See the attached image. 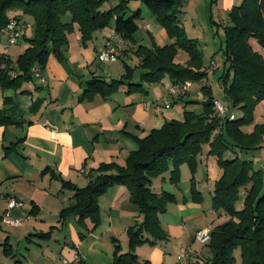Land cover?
Wrapping results in <instances>:
<instances>
[{
	"label": "trees",
	"instance_id": "obj_1",
	"mask_svg": "<svg viewBox=\"0 0 264 264\" xmlns=\"http://www.w3.org/2000/svg\"><path fill=\"white\" fill-rule=\"evenodd\" d=\"M110 1L0 0V31H5L12 20L21 21L24 15H30L34 22V38L18 58L17 68L11 59L0 56V86L20 88L23 83L31 82L36 89L40 88L42 85L34 79L32 68L37 66L44 71L52 55L64 61L70 46L68 35L75 31V27L85 47L96 32L105 29H113L123 40L135 42L138 21L142 19L141 10L129 15L130 0H118L113 8L104 9ZM141 3L170 35L178 38L179 47L188 55L186 65L176 61L178 45H155L153 48L137 45L134 54L144 70L140 82L132 80L128 74L131 68L125 64L127 74L121 80L93 77L86 83L80 99L94 95L107 99L120 89L127 94L145 92L146 83H160L166 76L171 84L186 80L194 84L207 77L203 52L198 43L186 36L183 28L182 1L141 0ZM15 12L20 14L13 16ZM229 16L223 49L226 69L222 77L223 87L230 103L234 108L238 107L242 115L234 120L229 116L218 117L214 107L216 100L208 86H203L206 97L203 113L185 110L182 121L167 120L162 128L151 130L147 136L138 139V148L128 156L125 166L101 164L89 173V183L84 188L63 182V187L71 189L74 194L73 204L62 211L61 218L75 216L79 225L84 226L87 219L97 225L99 198L109 187L125 186L129 190L143 221L128 231L129 251L120 253V247H117L115 264H135L138 262L134 252L136 247L155 245L157 240L166 238L160 215L176 201V197L168 192L156 193L150 184L169 169L173 183H178L179 169L183 165L190 166L194 175L204 145L210 146L208 154L216 157L222 170L212 192L213 208L220 216H227L228 221L212 228L211 239L205 244L211 256L203 258L200 255L196 264H264V171L256 170L253 161L240 159V153L264 148V125L256 126L253 133H246L243 129L253 123L254 109L264 101V57L250 43L251 39H256L264 49V0H243L230 10ZM65 17H70V21L65 22ZM179 101L190 103L184 98L176 103ZM0 123L13 122L0 111ZM8 150L10 148H5L6 153ZM227 153L231 156L227 157ZM243 191L244 208L237 210L235 204ZM191 192L194 199L201 198L193 178ZM235 251L241 255L240 263Z\"/></svg>",
	"mask_w": 264,
	"mask_h": 264
},
{
	"label": "crops",
	"instance_id": "obj_2",
	"mask_svg": "<svg viewBox=\"0 0 264 264\" xmlns=\"http://www.w3.org/2000/svg\"><path fill=\"white\" fill-rule=\"evenodd\" d=\"M116 1L108 2V9L116 6ZM181 1L184 25L189 14L200 11L208 16L209 9L213 12L214 3L231 10L243 0ZM145 8L148 10L140 1L138 9L142 16ZM17 14L20 13H12ZM25 17L21 22L29 25ZM64 20L69 22L70 17ZM152 23L156 25L155 19ZM30 29H24L22 36H28ZM112 30L96 32L92 45L85 47L75 27L74 47L69 46L64 61L49 57L43 71L47 84L38 83L42 85L38 89L31 82L23 83L20 88L0 86V111L13 122L0 123V264H60L76 253L84 264H115L118 246L120 253L129 251L128 231L141 223L143 216L125 186L109 187L99 198L97 225L90 219L85 221V226L79 225L75 216L61 218L62 211L73 204L74 194L63 187L64 181L84 188L89 183V173L101 164L125 166L128 156L138 148V139L159 129L160 122L173 120L166 119L165 112L181 103L175 102L171 109H164L163 99L168 95V88L160 102L146 100L154 95V84L146 94H127L120 89L107 99L100 95L80 99L86 83L93 77L109 81L106 77L113 75L110 65L106 67L97 60ZM122 40L117 37V41ZM1 41L7 44L5 31H0ZM123 41L122 52L126 51L128 57L138 42ZM14 45L0 48V56L12 60ZM25 50L18 53L16 61ZM260 53L264 57V52ZM187 60L188 55L184 62ZM191 92L185 101L193 103ZM5 148L10 150L6 153ZM214 186L209 187V200L203 195L206 187L199 184L196 188L201 198L190 196V186L187 191L177 188L172 193L176 201L160 215L166 238L157 240L155 245L136 247L138 262L135 264H177L182 249L193 252L192 261L196 264L202 255L197 233L216 226L210 218L216 214L212 203ZM7 198L24 203L22 208L10 211L12 217L22 219L23 225L7 226L2 222Z\"/></svg>",
	"mask_w": 264,
	"mask_h": 264
},
{
	"label": "rangeland",
	"instance_id": "obj_3",
	"mask_svg": "<svg viewBox=\"0 0 264 264\" xmlns=\"http://www.w3.org/2000/svg\"><path fill=\"white\" fill-rule=\"evenodd\" d=\"M140 1L141 0L130 1L129 15L132 14V12L138 10ZM234 1L236 2V0ZM116 2H117L116 0H112V3H116ZM109 6L110 4L106 3L103 8L108 9ZM212 10L213 12H210L209 9V12L207 13L208 16L207 15L205 16L200 11L198 12V14L195 13L194 15H190V14L187 15V19L183 25L186 36L189 39L198 43L199 48L202 50L203 67L208 69V75L203 81L193 84V88H192L193 91L190 94V98L194 102L187 104H184L183 102L181 103L178 102L179 104L175 105V107H173L171 110L165 112V115L168 113V115H166L165 117L166 119H176L182 121L184 119L185 110L194 111L198 114L203 113L204 110L203 104L206 100L205 94L202 91L203 86H208V88L210 89V93L212 94L214 99L220 101L225 107H228L229 113H234L238 117L242 115L241 110L238 107L234 108L232 103H230V100L227 98L224 92L223 79H222L226 70L224 68L225 55L223 49L225 47L224 45L225 36H226L225 28L230 23V16H229L230 10L226 9L225 7H222V5L218 6V3H214V5L211 7V11ZM152 15L153 14L150 12V10L149 9L146 10L145 8L142 19L138 21L139 31L134 36V39L136 40V44L138 42L137 44L138 46L143 45L148 48H153L155 45L177 46L178 38L170 35L167 29L159 23L156 17ZM24 16H26L25 22L30 25L31 29L29 31L28 36L25 35L21 36L20 40L17 41L16 45L12 46L11 48V56H12L13 66L15 68H17L16 59L18 53L21 52L22 49L25 50L26 48L25 46H28L30 44V40L34 38V30L32 27L34 23L33 18L30 15H24ZM213 16L215 17L214 19ZM154 19L156 25L152 23ZM105 30L107 31V29ZM68 39L70 45H72L73 48L75 44L74 31H72L68 35ZM5 43L1 41L0 43L1 50L5 49V45H4ZM92 43L90 41L88 44L92 45ZM250 43L251 45H253V49L255 48L254 49L255 51L257 50V52L259 51L264 52V49L258 44L256 39H251ZM177 48H178L177 62L182 63L185 61V59H187V54L179 47V45L177 46ZM135 49L136 48H134V50ZM134 50L130 51L128 57L126 54L121 52L120 58H118L116 62L105 65L106 67L110 65L113 69L112 70L113 75L111 77H106L109 79V81H111L112 79L121 80L123 78V75L127 74L125 64H127L131 68V72L128 74L132 76V80H134V82H140L142 80V75L144 73V70L140 67V60L134 54ZM65 54L67 55V53ZM186 63L187 62H184L182 65H186ZM170 84H171V80L168 76H166L162 82L155 83L154 84L155 86L153 87H152L153 84L146 83L145 84L146 90L143 93L146 94L148 92V89L152 87V93L154 94L153 96L149 95L146 100L160 102L166 89L167 88L169 89L172 86V84L171 85ZM215 113L217 114L216 109H215ZM163 124L164 122L163 123L160 122V127L158 128L159 129L162 128L164 126ZM259 125H264V101L260 102L255 107L253 123L244 127L243 129L246 133H253L255 127ZM209 150H210L209 145L203 146V151L201 155L197 158L199 161V166L196 169L194 175L192 174L193 172L190 166L188 165L181 166L179 170V181L178 183H175L177 184L175 186L171 178V169H169L162 175L157 176L153 179L152 183L150 184L151 189L157 192L159 191L160 193L163 191L173 193L177 188L185 189V191H187L189 186L190 188L192 186V178H193L196 184L201 185V187H206L204 189L203 195L206 199L208 200L211 199V195L209 193L210 191L209 187L214 186L216 181L220 179L222 175V170L220 169L216 157L212 154H208ZM226 156L229 157L231 156V154L227 153ZM240 159L253 161V166L256 170L261 169L264 171V148L256 151L240 153ZM191 193L190 196L192 195ZM244 203H245V193L243 191V193L240 194V197L238 198L235 204L237 210H242L244 208ZM210 218H212L216 222V226L222 225L228 221L227 216H220L218 213H216L213 216L211 215ZM198 246L199 248H201L202 251L201 254L203 255V258H209L211 256L210 251L205 244L199 243ZM235 256L237 262L240 263L241 255L239 251H235Z\"/></svg>",
	"mask_w": 264,
	"mask_h": 264
},
{
	"label": "built area",
	"instance_id": "obj_4",
	"mask_svg": "<svg viewBox=\"0 0 264 264\" xmlns=\"http://www.w3.org/2000/svg\"><path fill=\"white\" fill-rule=\"evenodd\" d=\"M27 25L21 21L12 20L6 27L5 33L7 36V44L5 48L10 45H14L20 40L24 29L29 28ZM118 35L112 31L109 37H107L104 47L100 50L97 56L99 63L107 65L114 63L120 58V53L124 47V41H117ZM33 77L40 84L46 85L47 79L43 74L41 68L35 66L32 68ZM193 83L191 81H183L177 84H172L168 89V96L163 99L164 109L169 110L172 108L173 104L184 98L187 99L189 93L192 91ZM214 107L216 109L217 115L220 118L228 117L230 120H234L236 115L234 113H229V108L225 107L220 101L216 100L214 102ZM87 174V172H86ZM24 203L14 198H7V210L2 217V222L7 226H21L23 225L22 219L14 218L11 216L10 211L15 208H22ZM211 230L206 228L200 230L196 235V240L201 244H207L211 239ZM177 264H194L192 261L191 253L182 249L177 256ZM60 264H84L82 257L79 254H75L72 259H63Z\"/></svg>",
	"mask_w": 264,
	"mask_h": 264
}]
</instances>
